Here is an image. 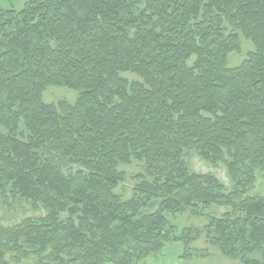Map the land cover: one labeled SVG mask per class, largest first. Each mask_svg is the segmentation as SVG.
Masks as SVG:
<instances>
[{
  "label": "trees",
  "instance_id": "trees-1",
  "mask_svg": "<svg viewBox=\"0 0 264 264\" xmlns=\"http://www.w3.org/2000/svg\"><path fill=\"white\" fill-rule=\"evenodd\" d=\"M132 2L0 7V189L48 210L0 228V264L7 252L135 264L171 240L166 213L212 205L231 212L172 240L204 233L227 256L260 264L249 255L264 250V197L245 190L264 172V0H138L139 13ZM240 36L253 50L228 67ZM48 86L79 96L47 104ZM187 149L226 157L235 189L189 171ZM131 159L144 172L122 201L118 165Z\"/></svg>",
  "mask_w": 264,
  "mask_h": 264
},
{
  "label": "rangeland",
  "instance_id": "rangeland-1",
  "mask_svg": "<svg viewBox=\"0 0 264 264\" xmlns=\"http://www.w3.org/2000/svg\"><path fill=\"white\" fill-rule=\"evenodd\" d=\"M29 0H0V7L4 9L19 10ZM133 10L139 13L144 4L138 0H132ZM240 52H230L227 57V66L235 67L246 58L247 54L253 50L252 43L240 36ZM192 60H189L191 63ZM129 80H136L138 76L133 73H123ZM79 92L69 89L65 86H48L42 93V100L47 104H57L59 101L75 103ZM23 127V126H21ZM1 130H4L0 127ZM46 155V154H45ZM47 156V155H46ZM184 161L189 171L199 174H210L224 185L227 192L235 189L233 181L230 179L226 168V157L221 161L211 163L204 160L198 151L187 149L184 155ZM73 167H63L64 173L75 171ZM118 169L123 173V180L116 186L114 193L122 201L129 200L134 195V188L141 180L139 174H143V165L140 161L131 159L127 164H119ZM254 182L246 188V195H258L264 197V172L254 171ZM11 185H5L0 189V228L12 227L24 221L25 219H36L48 214L42 200L33 201L24 198L11 190ZM148 210H152L148 208ZM231 208L226 206L212 205L208 208L199 206V208H185L178 213H166L169 225V236L171 240L167 241L159 250L152 252L145 259L135 264H244L239 258L227 256L220 248L211 245L206 241L204 233L199 236L195 232L188 234L187 242L175 241L181 235L184 229L192 231H204L211 217H219L225 213H230ZM68 217L67 212L59 214V220L65 221ZM31 251V250H30ZM264 264V250L261 253L249 255ZM7 264H55L49 260H43L40 257L29 254L23 256L21 253L7 252L4 256ZM103 264H113L105 262Z\"/></svg>",
  "mask_w": 264,
  "mask_h": 264
}]
</instances>
